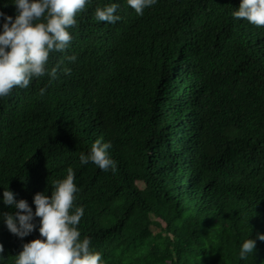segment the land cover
I'll return each mask as SVG.
<instances>
[{"label": "trees", "instance_id": "16d2710c", "mask_svg": "<svg viewBox=\"0 0 264 264\" xmlns=\"http://www.w3.org/2000/svg\"><path fill=\"white\" fill-rule=\"evenodd\" d=\"M14 3L0 0L13 20ZM113 3L121 19L96 20ZM240 3L157 0L139 16L127 0H88L68 48L50 53L56 78L0 98V264L40 238L39 218L22 239L8 231L18 209L4 189L35 213L69 167L81 239L102 264H264V27L234 18ZM97 140L114 171L80 163Z\"/></svg>", "mask_w": 264, "mask_h": 264}, {"label": "clouds", "instance_id": "9594fccd", "mask_svg": "<svg viewBox=\"0 0 264 264\" xmlns=\"http://www.w3.org/2000/svg\"><path fill=\"white\" fill-rule=\"evenodd\" d=\"M88 0H15L17 15L4 17L3 30L0 32V98L7 97L16 87L28 88L33 79L47 75L55 79L59 65L48 70L50 53L64 52L71 40L68 29L76 25V17L85 10ZM157 0H127V4L142 16L146 8L152 7ZM118 5L113 3L97 8L95 18L110 24L121 18L115 15ZM234 18L264 27V0H241ZM74 62L76 56L67 57ZM65 74L70 70L64 69ZM45 89H40L43 95ZM111 142L99 140L91 145L88 155L80 154L82 165L94 163L99 169L115 170V163L109 157ZM66 177L52 182L49 197L36 193L33 199L35 213L24 199L18 202L8 188L3 191V203L18 209L13 213H4V221L10 233L19 238L31 234L39 218V239L24 243L22 251L16 256L14 264H102L99 252L90 250L91 240L81 239L78 229L84 208L74 207L78 188L74 183L75 175L71 167ZM264 241V234H257ZM256 241L246 239L240 248V258L247 259L254 254ZM4 247L0 244V253Z\"/></svg>", "mask_w": 264, "mask_h": 264}]
</instances>
